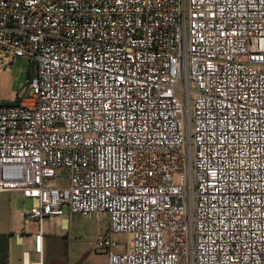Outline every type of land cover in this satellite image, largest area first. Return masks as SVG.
<instances>
[{
    "label": "built area",
    "instance_id": "obj_1",
    "mask_svg": "<svg viewBox=\"0 0 264 264\" xmlns=\"http://www.w3.org/2000/svg\"><path fill=\"white\" fill-rule=\"evenodd\" d=\"M0 48L35 67L0 104L20 264L91 215L107 264H264V0H0Z\"/></svg>",
    "mask_w": 264,
    "mask_h": 264
},
{
    "label": "rangeland",
    "instance_id": "obj_2",
    "mask_svg": "<svg viewBox=\"0 0 264 264\" xmlns=\"http://www.w3.org/2000/svg\"><path fill=\"white\" fill-rule=\"evenodd\" d=\"M34 70V65L28 59L18 58L10 61L7 53L0 48V104H12L19 101ZM179 96L182 98L181 95ZM59 182L60 180L57 179L56 183ZM31 208V201L19 194H0V235L14 234L15 237L16 234L26 236L36 233L38 223L26 222L24 218V214ZM63 210L65 215H68L67 207ZM67 220V230L62 231L61 219H47L44 227L46 234L68 237L71 255L74 259L79 257L77 261H80V264H98L105 255L97 252L94 246L98 237L106 231L108 222L106 216H73ZM121 240L125 242L124 237H121ZM21 253L22 249H14L13 258L21 257ZM180 264H185V260L181 259Z\"/></svg>",
    "mask_w": 264,
    "mask_h": 264
},
{
    "label": "crops",
    "instance_id": "obj_3",
    "mask_svg": "<svg viewBox=\"0 0 264 264\" xmlns=\"http://www.w3.org/2000/svg\"><path fill=\"white\" fill-rule=\"evenodd\" d=\"M68 218H71L69 216L58 218L61 219V230L65 231L67 230V224H68ZM46 221V220H45ZM45 221L43 223V264H80V261H77L79 259L75 258L71 255L70 249H69V238L65 236H61L59 234H46L45 232ZM108 221V219H107ZM107 228H108V222H107ZM106 228V231H107ZM38 232V231H37ZM32 235H18L14 237V234H3L6 236V243H7V249H8V262L7 264H20L21 263V257L22 253L24 251L31 252V258L32 260H37V256L33 254V246H34V239ZM95 248V246H94ZM14 249H22L21 257L14 259L13 258V250ZM98 264H107V258H103L98 262Z\"/></svg>",
    "mask_w": 264,
    "mask_h": 264
},
{
    "label": "trees",
    "instance_id": "obj_4",
    "mask_svg": "<svg viewBox=\"0 0 264 264\" xmlns=\"http://www.w3.org/2000/svg\"><path fill=\"white\" fill-rule=\"evenodd\" d=\"M32 77H30L31 79ZM6 243V236L0 235V264H7L8 262V249Z\"/></svg>",
    "mask_w": 264,
    "mask_h": 264
}]
</instances>
